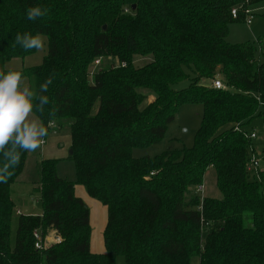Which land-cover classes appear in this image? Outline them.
<instances>
[{
    "label": "trees",
    "instance_id": "trees-1",
    "mask_svg": "<svg viewBox=\"0 0 264 264\" xmlns=\"http://www.w3.org/2000/svg\"><path fill=\"white\" fill-rule=\"evenodd\" d=\"M263 1L0 0V71L36 51L17 44V33L46 37L42 62L18 71L48 97L33 114L48 134L50 123L68 133L75 169L66 180L56 159H40L41 213L18 214L11 244V185L28 155L20 150L0 181V264H115L117 256L126 264H189L193 255L199 264H264V168L258 177L246 170L245 129L264 118V45L226 40L229 25ZM37 6L47 14L29 20ZM215 78L225 87L214 88ZM184 104L203 108L192 146L134 156L164 138ZM210 167L221 197L188 196ZM75 185L106 207L103 253L90 249V212ZM34 231L60 240L37 249Z\"/></svg>",
    "mask_w": 264,
    "mask_h": 264
},
{
    "label": "rangeland",
    "instance_id": "rangeland-1",
    "mask_svg": "<svg viewBox=\"0 0 264 264\" xmlns=\"http://www.w3.org/2000/svg\"><path fill=\"white\" fill-rule=\"evenodd\" d=\"M252 17L250 23L246 20L240 22H234L229 25V33L226 40L230 43H243L252 42L256 45H264V1L256 3L248 8ZM44 40V48L42 50H36L34 53L25 56L24 58H12L4 63V67L9 70H21L23 67H30L39 65L44 56L47 54V39L41 35ZM260 40V42H259ZM263 47V46H262ZM264 48V47H263ZM144 59H137L135 64H142ZM216 76L220 77L219 74ZM24 78V83L29 87L27 78ZM219 79V78H215ZM211 80H206L209 82ZM211 83V82H210ZM187 84L186 80L180 81L175 84L174 88H183ZM154 99L152 94H148L147 101L151 102ZM203 108L201 104H184L181 105L177 111L175 119L167 127L164 138L157 144L150 146L146 149H135L133 151L134 156L156 155L167 149L190 147L193 144L194 136L199 128L202 118ZM34 118H37L33 114ZM38 119V118H37ZM54 131L44 137V144L35 151L28 152L24 168L21 174L18 176L17 181L11 185L10 195L15 203V209L11 221L10 243L13 244L15 238V232L17 227L16 209L22 210V214H40L42 205L40 202V194L35 190L37 186L36 182L39 179V161L41 158H54L57 160V174L58 176L66 180L75 179L74 163L67 158L68 153L64 152V147L58 144L59 142L66 144L68 141V133L62 128L58 127V124H54ZM247 131H254L256 138L253 140L252 145L264 154V118L256 117L249 124L245 125ZM263 150V151H262ZM42 154V155H40ZM37 157V161H36ZM40 158V159H39ZM36 161V162H35ZM264 165V161H262ZM215 172L212 167L208 168L205 172L204 179L202 181L204 191L198 192L197 187H191L188 191V196L199 195L200 199L205 196L220 198L221 192L216 186ZM82 189L83 186H81ZM264 193V184L262 186ZM78 196V195H77ZM89 197V196H88ZM91 202L96 201L98 205H103L95 198L89 197ZM88 202V206L91 212L90 225H91V251L94 253L105 252L102 230L99 225L100 215L94 205ZM97 250H101L98 252ZM115 264H126L123 256H117ZM189 264H199V258L197 255H193L190 258Z\"/></svg>",
    "mask_w": 264,
    "mask_h": 264
},
{
    "label": "clouds",
    "instance_id": "clouds-1",
    "mask_svg": "<svg viewBox=\"0 0 264 264\" xmlns=\"http://www.w3.org/2000/svg\"><path fill=\"white\" fill-rule=\"evenodd\" d=\"M48 9L31 7L26 15L29 20H36L47 14ZM15 42L24 50H42L44 40L41 35L35 36L17 33ZM54 77L50 76L40 84V93L47 92ZM34 101L38 103L34 104ZM49 103L46 95L31 90L24 83L20 71H0V153L6 161L0 168V181L6 180L11 175L9 168L15 167L20 161V150L32 152L44 144V137L48 134V128L33 117L35 111L43 113L44 106ZM55 113H50L54 115Z\"/></svg>",
    "mask_w": 264,
    "mask_h": 264
},
{
    "label": "built area",
    "instance_id": "built-area-1",
    "mask_svg": "<svg viewBox=\"0 0 264 264\" xmlns=\"http://www.w3.org/2000/svg\"><path fill=\"white\" fill-rule=\"evenodd\" d=\"M245 12L247 13L246 21L248 23H250L252 15H251L249 9H246ZM236 14H237V8L236 7L232 8V10H231L232 17H236ZM98 61L99 60H96L95 63H98ZM122 65H124V63ZM212 86L214 88H217V89H222L225 87L220 79H214L212 81ZM49 126L53 127L54 124L50 123ZM246 136L249 139H251L252 143H253V140L256 138V133L254 131H250V132L248 131V132H246ZM249 152H250V155H249V159H248V162L246 165V170L250 175L258 177V172L263 166L262 161H264V154H262V152L260 150H258L256 147H254V145H252V144L249 146ZM196 189L198 192H203L204 191L203 184L202 183L199 184ZM33 237L35 239L34 246L37 249H42L44 247V245H46L52 241L57 242L60 240V237L56 236L53 232L48 233L44 238H42L38 231H34Z\"/></svg>",
    "mask_w": 264,
    "mask_h": 264
},
{
    "label": "crops",
    "instance_id": "crops-1",
    "mask_svg": "<svg viewBox=\"0 0 264 264\" xmlns=\"http://www.w3.org/2000/svg\"><path fill=\"white\" fill-rule=\"evenodd\" d=\"M69 138V137H68ZM61 148H65L64 149V152L65 153H69V145H70V141L68 139V141L66 142V144H63L61 142L58 143ZM42 155V154H40ZM44 158V157H43ZM47 158V157H46ZM48 158H51V157H48ZM40 159V158H39ZM37 157H36V161H37ZM35 161V162H36ZM262 168H264V165L262 166ZM84 188V186H83ZM74 190H75V193L76 195H78L80 198H82V200L87 204L88 206V202L90 203L91 202V199L89 198L90 196L88 195V193L86 192V189H82L81 185H75L74 187ZM89 196V197H88ZM92 205L95 206V208L98 210L99 212V215H100V219L99 220V225L104 229L105 227V224H106V220H107V211H106V207L103 205V207H101L100 205H98V203L96 201H93L91 202ZM89 208V206H88ZM18 211V212H17ZM89 212H90V209H89ZM16 214H22V210L17 208L16 209ZM29 214H33V213H29ZM90 217H91V212H90ZM91 222V221H90ZM91 227V225H90ZM102 234H103V230H102ZM90 239H91V235H90ZM102 240H103V236H102ZM104 245V243H103ZM90 249H91V240H90ZM105 249V247H104ZM98 252H100L101 250H97Z\"/></svg>",
    "mask_w": 264,
    "mask_h": 264
},
{
    "label": "water",
    "instance_id": "water-1",
    "mask_svg": "<svg viewBox=\"0 0 264 264\" xmlns=\"http://www.w3.org/2000/svg\"><path fill=\"white\" fill-rule=\"evenodd\" d=\"M69 153H72V150L71 149L69 150Z\"/></svg>",
    "mask_w": 264,
    "mask_h": 264
}]
</instances>
